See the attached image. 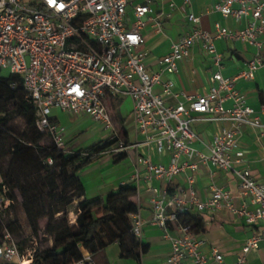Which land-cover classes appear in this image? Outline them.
<instances>
[{"label": "built area", "instance_id": "obj_1", "mask_svg": "<svg viewBox=\"0 0 264 264\" xmlns=\"http://www.w3.org/2000/svg\"><path fill=\"white\" fill-rule=\"evenodd\" d=\"M153 0H0V75L14 74L26 93V99L36 110V125L48 132L55 145L68 152L63 127L49 121L56 111L86 115L100 123L116 139L107 152L117 153L137 149L141 140L124 141L114 127L107 100L114 96H129L132 116L142 142H154L158 153L170 154L167 163H154L147 156L137 155L136 162L144 166L148 179L170 180L186 169L197 168L199 161L210 163L217 169L231 171L239 180V192L250 198L253 209L245 204L235 206V194L213 188L205 200H198L189 189V198L172 196L166 199L153 189L150 196L152 217L150 223L162 230L169 241L170 250L165 264H227L223 254L211 247L209 257L202 253V240L190 226L182 224L177 212L193 205L198 212L226 206L248 225H260V232L247 238L242 252L234 264H245L247 253L264 240V184L252 176L248 167H236L232 156L240 155L238 133L241 125L261 126L259 114H264V104L258 111L245 103L244 95L235 88L238 78L252 79L256 70L264 67L259 50L264 45V0H218L213 9L224 17L235 19L250 17L239 31H231L215 23V33L194 29L172 43L170 50L158 59L159 71L150 73L144 65L147 55L141 30L146 16L152 12ZM189 3L190 0H185ZM132 7L133 20L127 25L126 8ZM187 19L193 23L198 18L192 13ZM157 30L160 23L155 22ZM239 39L257 49L247 62L246 69L233 77L223 76L222 54L214 46L215 38ZM200 42L211 55L215 70L209 79L207 93L192 95L172 89L170 80H162L163 72L177 71V62L189 55L190 45ZM8 71L2 74V71ZM14 85V84H13ZM158 85L163 94L181 96L174 105L165 104L162 96L154 92ZM223 92V93H222ZM232 104L225 107V100ZM203 114H208L203 117ZM230 122V128L221 126L213 135L204 154L193 147L198 139L193 130L197 121ZM51 163L50 158L46 159ZM193 180L192 175L187 177ZM3 188V193H5ZM11 200L0 197V210L8 208ZM145 221L139 211L131 214V231L140 238ZM37 242L21 254L14 236L4 231L0 242V259L28 264ZM81 257L70 264H97L94 257L81 248Z\"/></svg>", "mask_w": 264, "mask_h": 264}, {"label": "crops", "instance_id": "obj_2", "mask_svg": "<svg viewBox=\"0 0 264 264\" xmlns=\"http://www.w3.org/2000/svg\"><path fill=\"white\" fill-rule=\"evenodd\" d=\"M132 1L135 3L140 0ZM217 1L190 0L187 3L185 0H153L152 12L146 16V25L141 30L147 52L144 65L148 72L159 71L158 59L168 53L171 44L185 33L198 28L214 34L215 23H219L228 30L239 31L249 22L248 16L240 19L222 16L220 12L213 9ZM190 13L198 18L197 23L187 19ZM126 17L127 25H129L133 20L131 5L126 8ZM155 22L160 23L159 30ZM260 39L264 40V34L260 35ZM213 43L216 51L222 54L221 72L225 77H233L246 69L247 62L257 52L254 46L239 39L215 38ZM259 54L264 59V45L260 48ZM212 63L211 55L202 47V44L194 42L190 45L189 55L177 62V71L163 72L161 79L170 80L173 91L178 95L181 92L192 95L205 94L211 85L209 77L215 70ZM235 88L244 95L245 103L258 111L264 104V67L256 70L252 79L238 78L235 81ZM154 92L160 94L167 105H174L182 99L181 96L163 94L158 85L154 87ZM116 97L121 98L117 111L112 110L110 98L107 100V105L109 103V111L113 112L121 134L128 142L141 140V144L137 149L127 150L120 159H115L112 152L106 151L94 162L82 168L78 175L88 198L104 197L123 184L133 186L136 193L132 200L137 204L140 217L145 224L141 237L137 238L139 247L133 245L130 239L125 241V248L131 250L132 255H123L120 243L111 241L104 249L94 254L97 264H165L170 250L169 241L162 237V230L157 225L150 223L152 208L149 199L153 189L158 190L166 199L172 196L188 199L189 189H191L198 200H205L210 196L213 188L218 187L235 194L233 197L235 206L245 204L249 209L255 207L248 196L237 194L239 180L231 171L217 169L210 163L201 162L197 156L193 157L194 161H197V168L194 170L186 169L170 180L146 178L147 172L143 165L136 162V156L138 154L147 156L154 163L164 164L168 162L170 154L158 153L152 141L142 142L144 138L138 135L132 116L131 98ZM231 104L230 99L224 102L225 107H230ZM52 115L56 118L57 124L63 127L64 140L69 149H81L80 143L69 142L78 131L86 130L87 132L84 131V133L87 136L83 140L88 139L92 143L106 139L108 134L100 123L95 122L98 124L94 126L96 124H93L86 115H76L69 111H56ZM202 116L207 117L208 114ZM259 119L262 124L259 127L249 125L239 127L238 145L241 153L238 156H232V160L236 167H248L256 181L264 184V114H259ZM221 126L230 128L232 124L228 121L210 120L194 122L192 127L198 139L193 143V147L199 152L208 154V146L213 135L220 130ZM189 175L193 177L191 182L187 180ZM180 211L197 214L203 220V231L194 232V234L202 240L200 250L209 257V260H211L209 256L211 247L215 246L223 254L227 264H234L242 252L245 240L260 232L261 229L260 225L246 224L240 216L232 213L226 206L198 212L193 205L189 204ZM21 215L20 218L28 229L23 211ZM142 245L145 246L144 251H142ZM245 264H264V240L259 242L257 248L247 253Z\"/></svg>", "mask_w": 264, "mask_h": 264}, {"label": "trees", "instance_id": "obj_3", "mask_svg": "<svg viewBox=\"0 0 264 264\" xmlns=\"http://www.w3.org/2000/svg\"><path fill=\"white\" fill-rule=\"evenodd\" d=\"M110 102L112 110L117 111L121 98L111 97ZM12 115L24 121L19 133L9 126ZM49 121L57 123L53 115ZM119 134L126 141L121 132ZM46 137L49 141L44 143ZM115 142L114 138H106L85 148L64 152L55 145L48 132L38 129L36 110L27 101L19 77L0 75V197L11 200L7 209L0 210V242L5 230L13 236L22 231V223L16 217L10 218L14 204L18 202L31 237L38 235L40 221L47 219L42 231L52 238L50 245L36 248L28 264H70L81 257V248L94 257L111 241L120 243L123 255H132L131 250L125 248V241L130 239L139 247V241L131 231L130 219L138 210L132 200L136 189L123 184L104 197L88 198L78 175L82 168L109 151ZM112 154L115 159H120L126 151ZM47 158L52 160L50 164L46 162ZM5 162L7 178L2 170ZM74 202L75 220L71 224L67 209ZM60 212L61 217L51 219L52 213ZM177 218L180 223L189 225L193 232L204 229L203 220L197 214L179 210ZM18 249L22 254L23 247L18 245ZM0 264L16 263L0 259Z\"/></svg>", "mask_w": 264, "mask_h": 264}, {"label": "rangeland", "instance_id": "obj_4", "mask_svg": "<svg viewBox=\"0 0 264 264\" xmlns=\"http://www.w3.org/2000/svg\"><path fill=\"white\" fill-rule=\"evenodd\" d=\"M7 73H8V71H6V70L2 71V74H7ZM108 107H109V103H108ZM110 113H111L112 122L114 124V127L116 129H119V126L116 124V119H115V116L113 115V112H110ZM94 123L95 122H93V124ZM97 124L94 126H97ZM23 125H24V121L22 118L14 116V115L11 116L9 126H11V128H13L15 133H19L22 130ZM84 131L87 132L86 130H84ZM84 131L83 132L78 131L76 133V135L74 137H72V139L69 140V142H71V144H72V142L80 143L81 149L84 148V146L87 147L88 145H90L92 143L91 140H88V139L83 140L84 137L87 136V135H85ZM106 138H109V134H107ZM48 141H49V139L46 137L44 139V143H46ZM2 170H3L5 177L7 178L8 173H7V163L6 162L2 164ZM74 207H75V202L67 209V218L70 220L71 224L75 220ZM21 214H22V209L20 208L18 202H15L14 207H13V213H12V216L10 218L16 217L19 220V222L23 224L24 222L20 218L22 216ZM61 216H62L61 212L60 213H52L51 219L55 220ZM46 223H47V219H42L40 221L41 230L38 232L37 236L31 237L32 236L31 231L28 230L24 224L21 227L22 231H20L18 234H14V238L18 242V245L20 247H23V253L22 254H25L27 252V250L32 246V243H31L32 240H35L37 242L38 248H42L43 246H48L52 243V238L48 235L43 234V231H42L44 226L46 225ZM24 239H27V240L25 242H23Z\"/></svg>", "mask_w": 264, "mask_h": 264}, {"label": "bare ground", "instance_id": "obj_5", "mask_svg": "<svg viewBox=\"0 0 264 264\" xmlns=\"http://www.w3.org/2000/svg\"><path fill=\"white\" fill-rule=\"evenodd\" d=\"M27 262H28V261L25 259V260H24V264H26Z\"/></svg>", "mask_w": 264, "mask_h": 264}]
</instances>
